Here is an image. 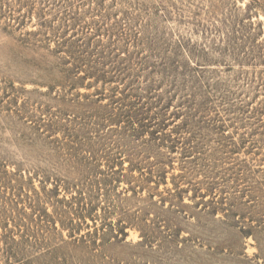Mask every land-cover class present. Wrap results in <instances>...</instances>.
Segmentation results:
<instances>
[{
  "label": "rangeland",
  "instance_id": "obj_1",
  "mask_svg": "<svg viewBox=\"0 0 264 264\" xmlns=\"http://www.w3.org/2000/svg\"><path fill=\"white\" fill-rule=\"evenodd\" d=\"M0 264H264V0H0Z\"/></svg>",
  "mask_w": 264,
  "mask_h": 264
}]
</instances>
